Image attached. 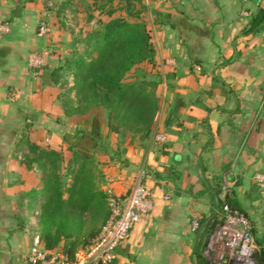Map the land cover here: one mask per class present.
I'll list each match as a JSON object with an SVG mask.
<instances>
[{
  "label": "crops",
  "instance_id": "0c3cea01",
  "mask_svg": "<svg viewBox=\"0 0 264 264\" xmlns=\"http://www.w3.org/2000/svg\"><path fill=\"white\" fill-rule=\"evenodd\" d=\"M140 3L168 89L146 136L129 144L127 160L113 161L97 180L106 197L122 195L142 168L153 200L109 264H196L226 197L246 213L258 248L264 247V183L253 178L264 172V23L249 32L241 13L254 14L264 1ZM39 18L27 2L0 0V25L6 26L0 30V264H30L35 238L44 248L36 225L39 201L29 199L39 175L24 157L29 143L61 144L66 116L59 85L43 84L27 65L33 51L45 53L46 70L57 62L36 34ZM154 131L165 135L164 142L153 141ZM10 191L23 210L21 225L6 200ZM221 251L206 259L221 264Z\"/></svg>",
  "mask_w": 264,
  "mask_h": 264
},
{
  "label": "trees",
  "instance_id": "16d2710c",
  "mask_svg": "<svg viewBox=\"0 0 264 264\" xmlns=\"http://www.w3.org/2000/svg\"><path fill=\"white\" fill-rule=\"evenodd\" d=\"M119 3L122 10L129 12L134 0H120ZM105 12L107 20L103 24L98 22V30L92 38H88L89 43L93 41L90 48H84L81 54L63 65L49 70L43 67L38 77L43 84H57L63 73L71 72L73 82L59 94L65 115L82 114L90 104L99 105L107 110L106 125H110L112 131H117L120 126L129 127L133 133L139 134V138H144L150 126L152 109L157 104L155 88L161 83L151 30L147 25L130 23L122 16H112L111 9ZM131 16L138 18L139 13L134 12ZM263 23L264 7L248 16L247 30L251 32ZM140 64L147 66L155 79L147 78V75H135L131 79L125 74L129 68ZM71 101L79 103L72 105ZM111 121H116V124L111 126ZM78 133L81 139L86 137L95 144L100 135L98 117L93 115L90 128ZM28 151L24 157L26 166L30 167L31 163L36 162L40 169L39 188L37 191L33 188L29 198L40 203L36 222L39 239L48 252H58L55 248L61 245L58 253L72 260L77 241L82 240L84 247L103 224L107 216L106 195L81 167L73 172L69 184L61 181L60 174L44 175V165L47 163L54 165L55 161L64 162L62 150L29 143ZM225 202L231 208L235 207L230 198L226 197ZM238 211L242 212L240 209ZM69 229H74L75 233L69 234ZM196 257V264H211L201 253ZM253 260L254 264H264V247H259L253 253ZM221 264L230 263L226 261Z\"/></svg>",
  "mask_w": 264,
  "mask_h": 264
},
{
  "label": "rangeland",
  "instance_id": "374dc122",
  "mask_svg": "<svg viewBox=\"0 0 264 264\" xmlns=\"http://www.w3.org/2000/svg\"><path fill=\"white\" fill-rule=\"evenodd\" d=\"M25 2H27L28 5L33 6L34 10L39 14L40 18L35 26L36 33L40 25L44 24L43 34L40 38L45 39L47 47L49 48V54L57 60L52 68L63 65L66 61L73 60L76 55L82 53L84 48H90L92 46L93 41L90 40L91 42L89 43L88 38H92L94 32L98 30V22L103 24V22L107 20L108 16L105 12L107 9H111L113 13L112 16H122L130 23H137L150 27L149 21L146 20L147 15L143 9L144 6L140 3V0H134V5L129 12L122 10L121 4L119 3L120 0H19L20 5ZM134 12L139 13L138 18L131 16ZM38 54L44 64L45 53L38 51ZM43 67L44 65L37 70L34 75L38 76ZM125 74L131 76V79H134L133 77L135 75H147V78L152 77L155 79L153 77L154 73L148 71L147 66L145 67L144 64L129 68ZM158 74L161 78V83L155 88V93L158 97L157 104L152 109V115L149 120L150 124L153 123V120L157 115L159 105L161 104V98H163L162 94L165 92V89H168V87L164 86L162 82V77L164 75L161 70L158 71ZM73 79L71 72L62 74L59 83H57L59 85V90H61L59 94L70 86ZM71 103L73 105L79 102L71 101ZM80 104L84 105L83 103ZM106 111L107 110H104L102 106H91L90 104L88 110L82 114L75 113L65 116L60 133L62 137L61 144H57L55 147V150H58L57 146H59L65 160L64 162L55 161L54 165L49 163L44 165V175L51 173L60 174L61 181L69 184L73 172L81 167L92 176L94 183L97 185V180L100 175L105 176L104 172H106V168L109 167L113 161L116 160L121 162L122 160H127L125 157V150L129 144H137L139 134L133 133L129 127L122 128V126L118 127L117 131H112L110 129L111 127H109L110 125H106ZM93 115L98 117L100 125L99 139L95 144L86 137L81 139V135L78 133L80 130H88L90 128V120ZM115 124L116 121H111V126H114ZM70 127L71 130H69ZM148 131L149 129H147L146 133H148ZM32 165V167H34L33 171L39 172L40 169L38 163L33 162ZM257 185L259 186L261 184L257 182ZM9 196L10 197L6 196V200H10L12 204L11 206L14 210L12 211V215L14 216L13 221L21 225L23 210L19 209L20 205H17V199H15L14 194H11V191ZM261 199L264 200L262 197ZM104 202L106 204V198ZM25 208L29 209L31 207L28 205L25 206ZM39 209L40 203H37V219ZM238 212L241 213L250 223V230L254 239V227L252 226L251 220L246 213ZM68 233L73 234L75 233V230L69 229ZM71 236L72 238L75 237V235ZM254 242L257 246L255 239ZM81 247L82 240H78L75 250L77 251L81 249ZM60 248L61 245L59 248H55V250L59 252ZM217 257L221 258L222 263L229 261L231 264L232 262L230 254L227 253L226 250H223L221 255ZM211 260L215 263L217 262L216 259L211 258Z\"/></svg>",
  "mask_w": 264,
  "mask_h": 264
},
{
  "label": "built area",
  "instance_id": "2783aa9c",
  "mask_svg": "<svg viewBox=\"0 0 264 264\" xmlns=\"http://www.w3.org/2000/svg\"><path fill=\"white\" fill-rule=\"evenodd\" d=\"M264 0H255L256 4ZM242 15L249 16L243 10ZM44 25H40L37 36L43 34ZM0 30L6 31V26L1 24ZM27 65L33 74L42 66L43 62L38 52L33 51L27 56ZM152 139L162 143L165 135L162 132H152ZM147 173L140 169L129 190L122 195H108L106 197L107 216L98 232L89 243L78 250L72 260L57 252H48L39 247L35 238L28 250L27 260L30 264H109L115 258L118 244L126 237L132 224L141 217L148 215L153 208V200L144 180ZM254 180L264 183V172H256ZM220 222L212 229L206 245L202 251L205 258H210L216 249L226 250L230 254L231 264H254L253 253L257 250L251 226L247 219L238 211L223 203L220 206ZM195 227L196 221H192ZM221 259V258H219Z\"/></svg>",
  "mask_w": 264,
  "mask_h": 264
},
{
  "label": "water",
  "instance_id": "95a60500",
  "mask_svg": "<svg viewBox=\"0 0 264 264\" xmlns=\"http://www.w3.org/2000/svg\"><path fill=\"white\" fill-rule=\"evenodd\" d=\"M125 2H127V0H124ZM69 130H71V127L69 128Z\"/></svg>",
  "mask_w": 264,
  "mask_h": 264
}]
</instances>
